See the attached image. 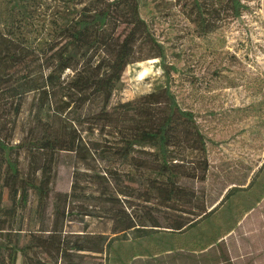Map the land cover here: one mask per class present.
I'll return each mask as SVG.
<instances>
[{
	"label": "trees",
	"instance_id": "obj_1",
	"mask_svg": "<svg viewBox=\"0 0 264 264\" xmlns=\"http://www.w3.org/2000/svg\"><path fill=\"white\" fill-rule=\"evenodd\" d=\"M204 1L195 0L192 4L201 30L207 29ZM208 1L219 3L237 17L243 9L241 0ZM76 3L80 8L74 6L72 12L56 20L58 33L50 52L43 50L35 56L31 49L28 54L25 52L27 47L17 50L22 46L20 40L25 41L20 37L27 32L28 19L42 3L0 0V111L2 103L10 102L7 113H0V194L5 189L11 202L10 206H0V264H10L17 253L23 255V264H51L49 259L57 263L83 252L100 257L105 251V235L71 233L64 228L67 221L85 216L108 217L112 233L145 226L123 208L139 194L126 192L122 181L146 186L139 198L144 203H151L148 190L156 193L157 202L151 207L166 213L167 228L182 232L195 224L188 218V207L193 199L201 198L186 190L181 182L185 178L180 170L183 158L171 156L169 150L186 141L185 136L177 133L179 126L193 127L196 135L191 139L203 145L193 113L178 104L168 86L150 93L148 99L138 101L133 108L131 102L110 105L115 85L127 65L163 57L160 44L139 15L138 0ZM143 45L144 49L137 48ZM29 93H33L28 110L31 124L23 137L29 143L25 152L30 158L27 174L9 156V151H15L9 141L24 110L23 96ZM87 104L99 108L95 123L106 122L101 127L95 124V129L111 127L121 140L130 143L110 148L99 140H88L85 142L89 146L83 149L85 129L78 128L75 113ZM119 105L132 111L128 121L131 127H124L113 118L112 112ZM116 124L121 131L116 130ZM60 153L74 155L76 166L70 191L54 195L52 220L47 224L44 211ZM30 193L36 206L30 210L34 222L26 226L23 213ZM198 213L197 216H207L205 210ZM148 217L151 226L160 227L156 218ZM69 237L75 239L70 241ZM32 245L37 249L34 256L30 255ZM212 247L218 248L217 241L208 245L209 249ZM205 249L206 246H200L198 252ZM202 253L204 260L200 264H219L216 256Z\"/></svg>",
	"mask_w": 264,
	"mask_h": 264
},
{
	"label": "rangeland",
	"instance_id": "obj_2",
	"mask_svg": "<svg viewBox=\"0 0 264 264\" xmlns=\"http://www.w3.org/2000/svg\"><path fill=\"white\" fill-rule=\"evenodd\" d=\"M193 1L138 0L139 15L160 44L163 57L127 65L115 85L110 105L131 102L133 108L138 101L148 99L150 93L168 86L178 104L193 113L203 145L191 139L196 135L193 127L179 126L177 133L185 136L186 141L169 150L171 156L183 158L180 170L185 178L181 182L186 190L201 198L193 199L188 207L191 210L188 218L195 224L182 232L167 228L166 213L151 207L157 202L156 193L148 190L152 194L151 203H144L139 198L147 187L122 181L126 192L139 194L123 208L145 226L112 233V221L108 217H77L66 222L65 231L105 235L104 253L94 257L83 252L72 254L68 260L59 259L57 263L49 259V263L200 264L204 260L200 253L204 252L216 256L219 264H264V0H241L243 9L238 17L219 3L203 0L208 10L206 30L199 26ZM40 2L42 6L36 7L28 19L27 32L20 37L25 41L20 40L22 46L17 52L27 47V54L30 49L35 56L43 50L48 54L58 33L56 20L72 12L74 6L80 8L77 0ZM32 97L33 93L23 96L24 110L9 141L15 148L9 151V156L27 174H30V158L25 152L29 143L23 137L31 124L28 110ZM8 104H1L0 113H7ZM96 106L87 104L75 113L78 128L85 129L82 148L89 146L85 142L88 140H99L110 148L129 144L111 127L102 131L93 127L106 123L102 120L95 123L99 111ZM127 108L119 105L112 115L120 125L131 127L128 121L132 111ZM120 125L116 130L121 131ZM73 156L60 153L57 157L56 178L44 211L47 224L52 220L54 195L70 191L76 166ZM10 205L3 189L0 206ZM34 206L36 200L30 193L23 213L26 226L34 222L30 211ZM201 210L207 216H197ZM147 214L156 218L160 227L151 226ZM73 239L69 237L70 241ZM198 241L200 244H196ZM214 241L218 248L209 249L208 245ZM200 246L206 249L198 252ZM31 248L35 251L30 255L34 256L37 249L34 245ZM23 262L21 253L10 260V264Z\"/></svg>",
	"mask_w": 264,
	"mask_h": 264
}]
</instances>
